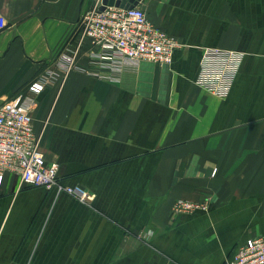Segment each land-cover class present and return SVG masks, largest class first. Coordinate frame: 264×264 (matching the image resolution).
Returning <instances> with one entry per match:
<instances>
[{
    "label": "crops",
    "instance_id": "0c3cea01",
    "mask_svg": "<svg viewBox=\"0 0 264 264\" xmlns=\"http://www.w3.org/2000/svg\"><path fill=\"white\" fill-rule=\"evenodd\" d=\"M95 0H0V103L33 96L63 186L0 184V264H224L264 235V0H141L182 47L170 64L105 62L28 89ZM205 47L244 53L226 96L196 82ZM207 208L174 214L177 200Z\"/></svg>",
    "mask_w": 264,
    "mask_h": 264
},
{
    "label": "built area",
    "instance_id": "2783aa9c",
    "mask_svg": "<svg viewBox=\"0 0 264 264\" xmlns=\"http://www.w3.org/2000/svg\"><path fill=\"white\" fill-rule=\"evenodd\" d=\"M95 0L78 19L77 46L62 50L50 65L38 74L28 89L34 95L41 94L48 86L79 67L78 49L84 39H89L95 48L93 55L105 62L116 58L124 62L147 60L170 64L174 52L182 42L152 22L140 5L122 7ZM244 53L233 49L205 47L196 78L198 85L208 91L226 96L231 90L240 69ZM36 100L26 95L5 99L0 103V184L6 172L19 176L21 185L56 187L61 191L92 199L80 186H63L58 180L59 163L49 162L41 148L42 133L34 126L33 110ZM211 200L202 204L179 199L174 205V214L188 212L196 207L207 208ZM224 264H264V235L248 238L239 246L237 253Z\"/></svg>",
    "mask_w": 264,
    "mask_h": 264
},
{
    "label": "water",
    "instance_id": "95a60500",
    "mask_svg": "<svg viewBox=\"0 0 264 264\" xmlns=\"http://www.w3.org/2000/svg\"><path fill=\"white\" fill-rule=\"evenodd\" d=\"M141 0H103V5L101 8L103 9L106 4H115L122 7H133L135 5H138ZM144 8V6H142Z\"/></svg>",
    "mask_w": 264,
    "mask_h": 264
}]
</instances>
